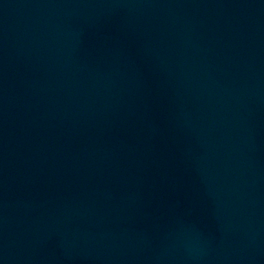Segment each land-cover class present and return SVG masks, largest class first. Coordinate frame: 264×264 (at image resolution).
<instances>
[{
  "label": "water",
  "instance_id": "water-1",
  "mask_svg": "<svg viewBox=\"0 0 264 264\" xmlns=\"http://www.w3.org/2000/svg\"><path fill=\"white\" fill-rule=\"evenodd\" d=\"M0 264H264V0H0Z\"/></svg>",
  "mask_w": 264,
  "mask_h": 264
}]
</instances>
